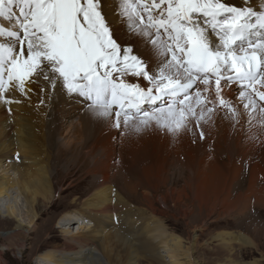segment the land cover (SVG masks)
Wrapping results in <instances>:
<instances>
[{"label":"snow or ice","instance_id":"6c2138e0","mask_svg":"<svg viewBox=\"0 0 264 264\" xmlns=\"http://www.w3.org/2000/svg\"><path fill=\"white\" fill-rule=\"evenodd\" d=\"M248 4L0 0V103H19L6 94L42 77L116 128L176 134L217 107L237 119L223 91L236 85L248 114L264 117V2Z\"/></svg>","mask_w":264,"mask_h":264},{"label":"rangeland","instance_id":"374dc122","mask_svg":"<svg viewBox=\"0 0 264 264\" xmlns=\"http://www.w3.org/2000/svg\"><path fill=\"white\" fill-rule=\"evenodd\" d=\"M232 90L233 94L227 99L235 106L237 119H233L225 108L217 107L210 118L200 122L199 127L192 121L186 129L176 134L155 127L141 132L123 126L116 128L115 147L110 158L112 166L109 173L112 178L109 182L123 191L126 189L124 185L129 184L125 181L129 180L132 189L121 193L129 201V207L113 208L112 211L117 214L110 227L104 226V220V224H101L93 208L87 210L81 207L92 192L91 189L86 191V186H94L96 183L91 174L87 175V169L72 178L66 177L64 172L57 175L54 171L53 181L57 183L55 196L47 207H40L21 257L15 254L16 249L2 251L0 264H35V257L39 253L51 248H62L64 240L61 228L67 227L74 233L79 226L84 228L80 235L89 238L97 246L102 245L101 254L105 255L102 258L108 260L109 254L112 259L109 260L112 262L110 264H170V257H166L163 251L160 252L164 254L160 262L148 255L154 246L169 241V238L155 240L153 231L149 232L151 227H157L158 224L162 225L161 230L166 232V236L179 238L180 245H183L184 253L177 257L176 264H264V117L259 113L250 116L239 99L237 86L234 85ZM205 122L207 126H203ZM227 137L231 138L230 141ZM252 137L254 143H251ZM227 140H233L231 150L225 146ZM213 143L218 144L216 151ZM223 148L227 149L228 154L232 152L234 156L231 157L237 159L230 157L228 160L227 154H217L222 153ZM252 149L255 150L254 154L246 156L247 151ZM73 153L77 154L78 151L74 149ZM70 160L63 165H69ZM212 162L224 164L231 176L241 178V182L245 181V192L249 181L253 183L252 190L255 193L252 192L254 194L247 198L250 199L249 206L247 201L246 207L231 211H225L222 207H216L212 212L194 211L193 207H202L198 205L195 196L194 181L198 177V168ZM57 168L60 170L61 166ZM139 178L152 186L148 188ZM16 195V192L10 191L7 197H3L0 209L5 213L8 206H14L19 216L27 220L23 198L18 195L16 200ZM66 212H72L76 217L68 225H63L61 219ZM117 215H120V219ZM5 219L0 214V247L5 244L4 235L13 231L17 223L14 219L10 222ZM121 220L126 221L127 226ZM86 225H90L89 231L85 230ZM144 226L149 233L145 232ZM105 228L111 230L102 234ZM113 228L121 236L125 235L128 247L119 243L117 236H110ZM224 238L228 245H225ZM177 250L174 249L173 253ZM187 251H190L188 257L183 256Z\"/></svg>","mask_w":264,"mask_h":264},{"label":"bare ground","instance_id":"6f19581e","mask_svg":"<svg viewBox=\"0 0 264 264\" xmlns=\"http://www.w3.org/2000/svg\"><path fill=\"white\" fill-rule=\"evenodd\" d=\"M232 2L240 6L242 0H232ZM262 2H264V0H254V2L253 0H249L248 6L259 7ZM33 79L35 82L25 85L27 95H22L18 91H11L6 94L14 100H19V103H12L11 105L0 103V200L3 197H7L10 191L16 192L17 195L15 199L17 200L19 196L23 198L28 216L27 220L21 218L16 212L17 210L13 208L14 206H8L5 213L0 209V214L7 218L5 221L10 222L14 219L17 222L14 230L4 235L5 244H2L0 247V255L2 251L16 249L15 254L21 257L27 237L34 221L37 219L40 207H47L55 196L57 183L53 181L55 178L53 174L54 171L57 172V175L64 172L66 177L72 178V176L78 173H83L85 168L87 169V175L91 174L93 179L96 180L94 181L96 183L94 186H86L85 190L89 191L91 189L90 191L92 192L83 201L81 207L87 210L93 208L95 213L98 214H95L96 218L99 219L100 222L104 220L106 224L104 226L106 227L112 226L114 223L112 220L116 219L115 215L117 213L115 214L112 211L114 207H129V201L126 200L124 196L122 197L121 193L125 192L124 190L126 189H132V183L128 182L129 180L126 179L128 180L125 181L126 184H129L124 185L126 189L122 188V191L120 187L115 188V186L111 185L109 182L112 178L109 173L112 166L110 158L115 147L114 133L116 127H114L113 123L108 119L93 115L88 110V102L83 101L82 98H76L66 103V93L63 97L57 99L51 95V89L42 77H34ZM128 79L133 83L139 82L142 87L147 85V82L142 78L138 80V78L130 76ZM42 87L45 89L43 92L41 91ZM233 87L234 85L231 88H224L223 91L226 99L230 94H233ZM42 100L43 103H41ZM203 126H207V122H205ZM230 139L229 137L228 140L230 141ZM228 140L225 146L228 150H231L230 148L233 146V140H231L232 142H228ZM207 141H209V138ZM251 141V143L255 142L253 137ZM213 146L216 151L218 144L213 143ZM226 148H223L222 153L217 154L221 156L227 154L228 158H226L229 160L230 157L234 155L232 152H229V155L228 152H226ZM74 149L78 151L77 154L73 153ZM254 152V149L248 150L245 155L250 156L253 155ZM85 158L89 159V161ZM241 158L245 160V157L243 158L241 156ZM233 159L236 160L237 158L234 157ZM67 160H70V164L63 165V163L68 162ZM108 161L110 162L109 164ZM59 166H61L60 170L57 168ZM139 180L145 183L146 186H149L148 188L152 186L150 183L144 180L142 181L141 178H139ZM117 190L119 191L117 192ZM253 201L255 202V199H253ZM249 204L250 200L248 206ZM122 214L124 213H121V215ZM117 216H119L120 219V215ZM75 217L76 215L74 213L66 212L64 218L61 219L64 223L63 225H68ZM78 217H80L79 214ZM121 221L118 222L120 223ZM104 223L102 222L101 224ZM124 223L127 226L126 221H124L123 224ZM89 226H84L86 227V231H89ZM161 226L162 225L158 224L157 227H151L155 229L151 230L150 228L149 232L153 231L152 235H155V240L159 239L162 241V239L169 238V241H164L163 245L159 243L162 246L157 244L158 246H154L153 250L148 252V255H150L153 260L156 259L160 262L163 261L162 257L164 256V254L161 255V253L165 252L166 257L169 256V259H171L169 260L171 261L170 264H176L178 260L177 257H180L182 253H184L182 250L183 245H180L179 238L177 239L175 236H166V232L161 230ZM99 227L100 226H95V228ZM61 229L64 240L62 248H51L39 253L35 257V264L112 263L109 261L112 260L109 254H107L108 260H103L102 256L105 255L101 254V244L97 246L93 241L89 240V238L80 235L84 230L82 226H79L74 233L70 232L67 227ZM121 229H123V227ZM143 229L145 232L147 231L146 227ZM109 230H111V228L108 230H106V228L103 229L102 234ZM108 233L106 234L107 237H109ZM111 235L117 236L119 243H122V245H129L125 240V235L121 236L120 232L114 228L112 232L110 231V236ZM237 238L239 237L237 236ZM223 240L225 245H228L225 238ZM246 242H248V240ZM167 244H172L173 247ZM152 247L153 245H151V249ZM176 248H178V250L174 254L173 251ZM189 252L190 251H187L183 256L185 255L188 257Z\"/></svg>","mask_w":264,"mask_h":264},{"label":"crops","instance_id":"0c3cea01","mask_svg":"<svg viewBox=\"0 0 264 264\" xmlns=\"http://www.w3.org/2000/svg\"><path fill=\"white\" fill-rule=\"evenodd\" d=\"M230 173L224 164L218 162H212L210 165L198 168V177L194 181L196 184L195 196L198 205L202 207H193L194 211L212 212L216 207L231 211L247 206V201L250 200H247L248 196L255 193L252 190L253 183L249 181L247 192H245L244 188L247 183L241 182V178H234ZM262 190L264 189L262 188Z\"/></svg>","mask_w":264,"mask_h":264}]
</instances>
